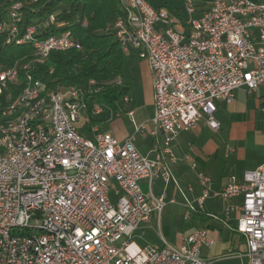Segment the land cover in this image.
I'll list each match as a JSON object with an SVG mask.
<instances>
[{
  "label": "built area",
  "instance_id": "2783aa9c",
  "mask_svg": "<svg viewBox=\"0 0 264 264\" xmlns=\"http://www.w3.org/2000/svg\"><path fill=\"white\" fill-rule=\"evenodd\" d=\"M7 1L12 6L8 20L0 22V35L7 32V44L30 46L33 55L20 67L0 64V96L16 84L21 69L45 63L53 52L82 48L55 14L21 34L23 3L39 0ZM118 2L125 15L114 24L115 39L124 53L133 50L149 64L154 123L163 146L149 159L133 137L123 143L111 133L83 137L76 124L102 87L91 80L83 88L45 91L28 73L0 119V264H215L202 258V249L216 244L206 230H195L181 246L163 240L162 246L140 248L133 236L166 208L153 185L159 178L169 181L166 158H172L178 135L196 131L203 117L219 131V102L231 104L240 88L249 93L264 88V2L205 0L202 6L181 0L173 12L156 10L147 0ZM159 23L167 30L156 29ZM102 110L95 104L91 114ZM200 180L209 183L202 174ZM112 189L120 195L117 204L111 202ZM209 196L205 191L198 204ZM214 196L224 202L242 197L236 231L247 251L241 257L247 264H264V165L246 172L242 181L228 178Z\"/></svg>",
  "mask_w": 264,
  "mask_h": 264
},
{
  "label": "crops",
  "instance_id": "0c3cea01",
  "mask_svg": "<svg viewBox=\"0 0 264 264\" xmlns=\"http://www.w3.org/2000/svg\"><path fill=\"white\" fill-rule=\"evenodd\" d=\"M116 86L125 89L126 95L120 96L113 104L107 103L99 115H93V120L88 110H82L81 120L83 111L86 113V134L83 137L93 140L96 132L111 133L121 143L133 137L139 151L149 159H155L163 146V133L154 123L152 73L149 64L140 60L133 50L123 52ZM126 97L128 101H125ZM217 105L215 117L220 123L219 131L211 130L203 117L196 131L180 133L172 145V158H166L171 175L169 181L159 178L153 185L154 195L165 198L166 208L172 210L171 215L188 219V226L176 241H170L162 233V216L158 219L154 215L149 223L139 227L134 236L145 239L152 225L156 224L161 244L157 242L150 246L145 243L146 246L141 247L133 239L138 247L162 246L163 240L181 246L195 230H206L215 238L216 244L202 249L204 260L215 264L248 263L245 257H241L247 251L244 238L236 231L240 215L237 208L242 204V197L224 202L214 194L223 190L228 178L242 181L246 172L264 165V88L254 93H249L246 88L237 89L231 104L219 102ZM130 112L134 113L133 116ZM141 125L145 129L137 132ZM200 174L209 180L207 186L202 185ZM141 184L147 192L148 181L143 180ZM205 191L210 196L199 205L198 200ZM112 196L118 202L120 195L115 189L110 191L111 202ZM227 208H231L228 215Z\"/></svg>",
  "mask_w": 264,
  "mask_h": 264
},
{
  "label": "trees",
  "instance_id": "16d2710c",
  "mask_svg": "<svg viewBox=\"0 0 264 264\" xmlns=\"http://www.w3.org/2000/svg\"><path fill=\"white\" fill-rule=\"evenodd\" d=\"M159 10L164 7L173 12L180 9L174 0H147ZM204 2L205 0H198ZM264 2V0H252ZM181 4V3H180ZM12 3L0 0V22L7 21ZM55 14L58 23L73 31L82 48L67 52H53L43 64H35L29 70H20L16 84H10L0 96V119L2 112L19 97L29 73L41 81L45 91L66 92L72 88L88 86L91 80L102 87L101 91L88 100L90 118L95 104L103 107L113 104L126 91L116 86L122 68L123 51L115 39L114 24L122 18L124 10L118 0H39L25 1L21 10L20 32L30 25L40 26L49 15ZM84 21L87 24L83 26ZM56 33V31H51ZM8 33L0 35V64L4 67H20L31 61L33 50L30 46L7 44Z\"/></svg>",
  "mask_w": 264,
  "mask_h": 264
},
{
  "label": "rangeland",
  "instance_id": "374dc122",
  "mask_svg": "<svg viewBox=\"0 0 264 264\" xmlns=\"http://www.w3.org/2000/svg\"><path fill=\"white\" fill-rule=\"evenodd\" d=\"M174 2L176 3V5H180L181 0H174ZM156 29H163L162 32H164V30H167L168 26L163 25L161 23L157 24L155 26ZM86 113L83 111V118L80 122H78L76 124V129L78 130V132L83 136L86 134V132L84 131V126L86 124ZM116 187L117 185L114 184ZM114 190V189H113ZM113 193V191H112ZM111 193V195H112ZM113 198V196H112ZM113 204H116L117 200L116 198L112 199ZM171 208L167 207L165 208L163 215H162V233L164 234L165 238L167 240L170 241H176L177 237L179 235H181L185 228L188 226V219H183V218H178L177 216L173 217L171 215ZM152 229L150 231H148V233L146 234V238L144 239L143 237H138L137 235L133 237L134 241L140 245L141 247H145L146 244L145 243H150V246H152L155 243H160V232L158 230V228L156 227V224L152 225ZM145 240V241H144Z\"/></svg>",
  "mask_w": 264,
  "mask_h": 264
}]
</instances>
